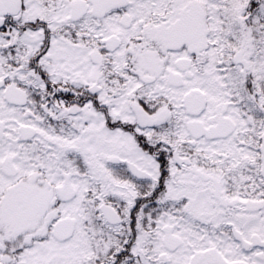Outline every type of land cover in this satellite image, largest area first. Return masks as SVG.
Segmentation results:
<instances>
[{
    "label": "snow or ice",
    "instance_id": "6c2138e0",
    "mask_svg": "<svg viewBox=\"0 0 264 264\" xmlns=\"http://www.w3.org/2000/svg\"><path fill=\"white\" fill-rule=\"evenodd\" d=\"M0 264H264V0H0Z\"/></svg>",
    "mask_w": 264,
    "mask_h": 264
}]
</instances>
